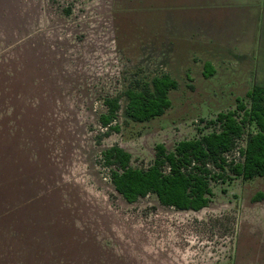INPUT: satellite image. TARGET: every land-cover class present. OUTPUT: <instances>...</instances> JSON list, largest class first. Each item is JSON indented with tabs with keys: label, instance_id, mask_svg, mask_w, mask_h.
<instances>
[{
	"label": "rangeland",
	"instance_id": "1",
	"mask_svg": "<svg viewBox=\"0 0 264 264\" xmlns=\"http://www.w3.org/2000/svg\"><path fill=\"white\" fill-rule=\"evenodd\" d=\"M162 74L170 107L128 119L129 83ZM254 85L264 0H0V264H264V176L212 184L207 207L183 211L126 202L99 162L118 145L146 167ZM116 95L120 129L104 136Z\"/></svg>",
	"mask_w": 264,
	"mask_h": 264
},
{
	"label": "trees",
	"instance_id": "2",
	"mask_svg": "<svg viewBox=\"0 0 264 264\" xmlns=\"http://www.w3.org/2000/svg\"><path fill=\"white\" fill-rule=\"evenodd\" d=\"M177 86L169 74L131 81L123 92L126 116L141 123L163 115L171 105L168 94ZM103 105L98 122L106 136L120 129V97H106ZM203 127L211 130L200 129L198 136L177 142L172 150L155 145L154 158L146 167L132 166L130 153L118 145L104 149L99 162L126 202L154 195L160 205L183 211L207 207L214 195L212 184L264 176V85H254L234 109L219 112ZM234 151L238 157L229 158Z\"/></svg>",
	"mask_w": 264,
	"mask_h": 264
},
{
	"label": "crops",
	"instance_id": "3",
	"mask_svg": "<svg viewBox=\"0 0 264 264\" xmlns=\"http://www.w3.org/2000/svg\"><path fill=\"white\" fill-rule=\"evenodd\" d=\"M183 1H187V3H189V5H191V3H194V2H197V1H199V2H204L205 4H207V3H209L211 0H174V2L176 3V2H178L179 4L181 3V2H183ZM172 14H178V13H172ZM168 18H169V16H168ZM176 18V17H175ZM191 19H193V18H191L190 16H189V20H191ZM205 23V22H204Z\"/></svg>",
	"mask_w": 264,
	"mask_h": 264
}]
</instances>
